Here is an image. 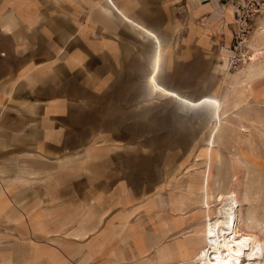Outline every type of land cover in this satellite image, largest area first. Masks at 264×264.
<instances>
[{"label":"crops","instance_id":"0c3cea01","mask_svg":"<svg viewBox=\"0 0 264 264\" xmlns=\"http://www.w3.org/2000/svg\"><path fill=\"white\" fill-rule=\"evenodd\" d=\"M212 1L0 0V264H74V255H81L83 260L84 255L96 253V247L81 245L62 255L52 243L40 244L38 251L30 252L34 242L27 240L28 233L36 236L41 227H62L67 230L66 240H76L68 233L93 226L82 219L75 222L74 215H66L64 224L57 226L52 208L50 219H44L47 215L41 212L47 207L24 204L27 196L36 195L24 182L49 178L61 167L57 159L74 158L72 153L63 155L69 149L86 150L85 164L95 160L98 155L92 154L91 147H97L92 143L96 132H121L123 114L138 115L124 113L122 107L134 108L139 100L153 97L149 83L153 69L175 66L187 50H201L202 22L213 16ZM160 79L166 85L163 77ZM134 124L130 131L137 130L136 120ZM120 139L114 136L110 140ZM35 160L56 166L42 170L25 165ZM122 163L121 156L104 157L111 179L120 177ZM106 194L109 192L104 191ZM66 208V213L73 212L70 206ZM91 209L98 212L99 228L106 204L101 202ZM119 225L108 222L103 227L97 237L98 251L109 239L118 238L119 231H115ZM130 228L128 251L137 263L170 264L156 261L166 230L141 236ZM17 242L20 252L14 255L10 246ZM179 262L177 258L173 264Z\"/></svg>","mask_w":264,"mask_h":264},{"label":"rangeland","instance_id":"374dc122","mask_svg":"<svg viewBox=\"0 0 264 264\" xmlns=\"http://www.w3.org/2000/svg\"><path fill=\"white\" fill-rule=\"evenodd\" d=\"M209 1L212 0H206ZM217 2L220 8L212 9V18L203 19L201 50H187L184 57L175 62L177 65L162 68L159 73V82L160 76L163 77L164 87L198 104L188 105L154 92L152 98L139 100L137 107H122L124 113L137 112L138 115L123 114L121 132H96L92 143L97 147H91L92 154L98 155L95 160L85 164L86 150L69 149L63 155L72 153L74 158L57 159L61 167L51 172L49 178L24 182L36 191V195L26 197L24 204L47 207L46 212H41L47 215L44 219H50L52 208L57 226L64 224L66 215H74L75 222L82 219L84 224L93 226L91 232L87 228L89 232L84 236L76 233L85 232V226L69 232L68 237L76 240H66L67 230L57 227L55 234L56 229L47 225L41 227L36 236L28 233V241L39 247L52 243L62 255L71 248L76 251L81 245L96 247L95 254L84 255L86 259L74 255V264H141L142 261L137 263L128 251L129 228L138 230L142 236L167 230L169 222L176 219L179 228L177 233H170L171 239L199 227L204 221L205 207L178 213L170 205V197L174 192L188 191V184L203 183L210 162L211 212L221 206L220 202L234 198L245 220L248 217L259 220L258 227L244 232L261 244L254 260L248 264H264V0ZM229 8L232 12L228 17ZM203 98L213 99L218 105L200 103ZM135 120L137 130L130 131ZM181 133L185 143L175 141ZM114 136H120V141H111ZM210 149L212 158L207 152ZM108 156H121L120 177L116 175L111 179L103 164L104 157ZM72 158L74 161L69 164ZM125 162H129L128 165ZM67 164V168L62 166ZM25 165L42 170L56 166L43 160ZM196 172L201 173L199 178H195ZM104 191L109 194L103 195ZM101 202L106 204V212L98 228V212L91 208H97ZM67 206L73 208V212L66 213ZM125 218L127 224L123 225ZM28 219L26 216V226ZM108 222L120 223L118 238L109 239L98 251L97 237ZM89 234L86 240H80ZM31 244L30 252L39 250ZM124 244L128 247L123 251ZM15 248L13 243L10 252ZM190 256L187 261L176 264L188 263Z\"/></svg>","mask_w":264,"mask_h":264},{"label":"bare ground","instance_id":"6f19581e","mask_svg":"<svg viewBox=\"0 0 264 264\" xmlns=\"http://www.w3.org/2000/svg\"><path fill=\"white\" fill-rule=\"evenodd\" d=\"M212 2L213 3L211 4V8L214 10H218L220 7H218V5H217L218 4L217 0H213ZM228 11L229 12L227 13V16L229 17V15L232 12L231 8H229ZM146 33H147V31H146ZM147 37H149V36H147ZM152 38H153V36H152ZM80 40H81V38H80ZM160 59L158 56L157 61H156L157 65H159ZM153 70H154L153 74L150 76V80H149V83H150V86L152 87L153 92L158 93V94L163 95V96L172 97V98H174L180 102H184L188 105H197L198 104V102H191L189 100H186L183 97L175 94L171 90L164 87L159 82V73L161 70L160 67L157 66ZM66 87H68V86L66 85ZM73 90H74V88H73ZM127 92H129V91H127ZM78 95H79V93H78ZM73 96H74V94H73ZM84 96H82V97H84ZM58 98H59V96H58ZM79 99H80V96H79ZM199 102L200 103L201 102L212 103V104L214 103V104L218 105V103L215 100L210 99V98H203ZM87 107H89V106H87ZM89 109H91V107ZM95 111H97V109ZM217 112H218V107L216 108V113ZM75 115H77V114H75ZM62 121H63V119H62ZM106 122H107V120H106ZM39 129H40V127H39ZM84 135H86V134H84ZM28 136H27V138H28ZM175 141L177 143H185L183 134L181 133V135H178L177 138L175 139ZM64 142H65V140H64ZM67 142H68V140H67ZM213 143H214V141H212V144ZM165 146H166V143H165ZM179 151L181 152L182 150L180 149ZM207 152H208V154H210V157L212 158V154H213L212 150L210 149ZM175 155H176V152H175ZM175 157H177V156H175ZM72 160H73V158H72ZM210 161H211V159H210ZM210 168L211 167H210V162H209L208 172L206 175V179L203 183H201L200 185H193L192 183L188 184V189H187L188 191L180 190L178 192H174L173 195H171V197H170V201H171L170 205H173L176 208V210L179 211L178 213H183L185 210H189V209H196L197 207H201L203 205L205 207L202 211V216L204 218V221L200 224L199 227H195L191 232L183 233V234H181V237L178 236L176 238H173L172 240L169 239L170 237H167V236L170 233L177 230L178 227H177L176 222L178 220L173 219V221L169 222L166 233H164V235H162V240H161L163 242L165 240H167V243L164 242L163 247H160L158 249V251H157L158 257L156 260L157 262H162V263L163 262H173L177 258H179L180 261L183 262V260L187 261V258L190 255H193V256H190L191 259L186 264H248V262H252L254 260V257L256 256L257 251L259 250V246L261 244H259L257 239L254 238L253 236H251V234H247L244 231H251L253 228L258 227L261 224V222L259 220H256L255 218H252V217H248L245 220L243 218L242 213L238 209L234 198H231L232 201L230 199H226L223 202H220L221 206L216 208V209L214 208V210L211 212L210 206L212 203L213 193L211 191V187H210V183H209V181L211 180V173L209 170ZM20 174H22V173H20ZM19 176L17 178H19ZM200 176H201V173L196 172L195 178H199ZM19 186H21V185H19ZM193 207H195V208H193ZM125 224H127L126 218L123 220V225H125ZM85 230H86L85 232H82L79 230L76 234L79 236H84V235H86L88 230L92 231L93 228L91 227V229L87 230V227H85ZM117 232L118 231L116 230L115 233L117 234ZM14 245L16 248L12 251V254L19 255L20 244L17 242V243H14ZM126 246L127 245L124 244L123 251H124V248L128 247V246L127 247ZM31 247L32 248L33 247L39 248V245L37 246V244L34 243V244H31ZM263 250H264V247H263ZM87 255H89V253Z\"/></svg>","mask_w":264,"mask_h":264}]
</instances>
